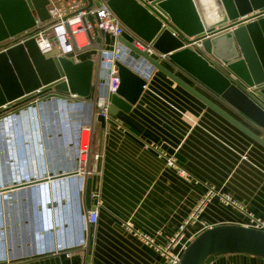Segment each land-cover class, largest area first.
Instances as JSON below:
<instances>
[{"label":"crops","instance_id":"1","mask_svg":"<svg viewBox=\"0 0 264 264\" xmlns=\"http://www.w3.org/2000/svg\"><path fill=\"white\" fill-rule=\"evenodd\" d=\"M106 43L108 51L118 49L116 39L109 34H106ZM119 45L121 59L128 60L129 51ZM92 57L86 52L78 55L79 61ZM162 63L264 135V131L169 59ZM136 69L147 79L137 103L127 111L119 109L117 114L110 115L105 126L99 122L95 128L91 173L87 178L91 179V207L87 206L85 194H81L79 202L77 196L72 197L70 187L64 186L62 204L56 201L46 204L45 208L37 201L40 189L34 192L32 183L25 181L39 179L45 185L60 180L61 174L74 169L73 162L68 160L70 156L64 153L59 125L53 126L58 124L57 112L52 110L57 107L54 99L39 104L47 92L30 100L37 102L36 106L28 108L30 101L23 105L25 108L19 113L20 128L13 118L12 122L4 118L18 112H12L14 105L0 117L5 119L0 122L4 124L0 131V167H4V170L0 168L4 171L2 175L0 172V182L12 183L0 191V263L171 264L158 248L168 245L210 190L232 197L242 209L214 195L186 226L187 237L194 239L204 229L218 224L245 225L248 213L264 219V145L146 61L139 59ZM92 97L91 94L87 99H80L88 104L83 118L89 123ZM49 102L53 107L50 110L47 109ZM64 111L62 104L60 115ZM18 128L21 133L15 140ZM24 151L28 164L27 160L20 159ZM169 158L174 159V165L169 164ZM179 169L187 174H181ZM19 179L23 182L19 183ZM48 191L51 189L47 187L43 191L45 198ZM60 205L68 208L71 205L73 215L64 208L61 209L67 214L60 212ZM48 206L52 208L51 215H47L48 223L51 218L60 223L63 217L68 221L63 222V229L58 225L41 231ZM83 207L96 208L99 214L98 221L87 232V245L56 253H37L47 244L60 242L64 238L62 230L65 232L68 228L70 232ZM135 230L148 235L153 244L147 243ZM66 234L68 237L69 233ZM180 248L177 244L171 251L176 253ZM211 264H264V258L228 254Z\"/></svg>","mask_w":264,"mask_h":264},{"label":"water","instance_id":"2","mask_svg":"<svg viewBox=\"0 0 264 264\" xmlns=\"http://www.w3.org/2000/svg\"><path fill=\"white\" fill-rule=\"evenodd\" d=\"M105 1L129 30L158 52L168 54L171 62L264 131V0ZM49 4L50 0H0V113L41 92H47L44 99L64 93L87 99L92 94L89 168L95 128L99 122L106 124L105 116L97 112L106 32L100 30L91 45L65 55H59L57 49L42 53L31 35L40 29L36 19H50ZM99 5V1L88 0V7ZM22 33L28 37L24 42L10 47L4 43ZM117 40L130 57L116 61L121 83L117 93L110 96L111 114L129 110L141 97L147 79L136 69V63L142 59L264 145V135L176 75L157 54L137 48L127 32ZM89 50H96L95 56L78 62L72 59ZM84 192L91 207L90 178ZM228 254L264 258V229L242 224L210 226L186 246L180 264H211Z\"/></svg>","mask_w":264,"mask_h":264},{"label":"built area","instance_id":"3","mask_svg":"<svg viewBox=\"0 0 264 264\" xmlns=\"http://www.w3.org/2000/svg\"><path fill=\"white\" fill-rule=\"evenodd\" d=\"M94 1H99L100 5L88 7V0H50L48 7L50 19L45 22H41L39 19H36V27L40 29L32 34L31 37L35 38L42 53H48L54 49H57L59 55H65L68 52H73L76 51V49H82L91 45L100 35V30H104L106 34H109L116 39V43H118V49L113 51H108L106 49L103 54V71L101 75L103 82L100 83L97 99V112L98 114L105 116V119L107 120L111 115L109 110L110 96L117 93L121 83L118 67L116 65V61L121 59L119 48L120 42L117 40L118 37L127 32L133 37V44L137 48L142 51H147L149 54H157L161 61L167 60L168 54L158 52L152 44L144 41L134 32L129 30L121 22V20L117 17L105 0ZM89 16H93V20H90ZM174 33L178 35L177 32ZM82 35L84 38L83 40H80V36ZM27 38L28 37L22 33L9 38L4 43L8 44V47H10L24 42ZM197 44L198 46L202 47L201 43ZM72 59L75 60V62L79 61L78 55H75ZM51 98L54 99L55 106L58 107L63 104L66 109L65 121L67 125L66 128H63L60 131V133L64 153L70 156L68 160L73 162L74 169L61 174L60 180L52 181V183L46 182L45 185L44 182L38 181L39 179L25 180L26 182L32 183L31 187H33L32 189H34V192L40 189L42 194L46 187L49 190L51 189V191H48V196L46 198L45 192H43V198L40 194V198L37 200L39 201V205L42 202L45 208L46 204L48 205L49 203L56 201H59L60 204H62V201L65 198L63 195L64 186H68V188L70 187L72 189V197L74 198L77 196L79 202H81L80 196L81 194H84L86 181L91 173L90 169L87 168L89 151L91 147V134L89 136V133H91V125L83 118L85 107L88 104H86L85 101L80 100L81 98L75 94H69L67 96H48L45 99H40L39 104H42L43 101L48 102L51 100ZM48 104H50V102ZM30 107L31 105L28 106V108ZM23 110L24 109H21L18 110L17 113L14 112L10 114L12 117L9 118L19 117V113L23 112ZM86 131L88 132V136L85 139L84 133ZM40 147H43L42 143L40 144ZM169 164L174 165V159L169 158ZM179 171L181 174H187L184 169H179ZM22 180L19 179V183H22ZM11 184H4L3 182H0V191L3 192V190L8 189L9 185ZM49 184L50 186L52 185V187H50ZM214 195H219L221 200H223L226 204H230L242 209L241 205L232 197L228 195H221L214 190H210L207 193L205 199L198 206L197 210L189 217V219H187L185 224L180 227L177 234L170 239L168 245L164 248H158V250L166 258H168L171 264H180L181 254L183 253L186 246L193 240V237H187L185 235V228L189 223L194 221L206 201L210 200V198H212ZM60 206V212L65 213L66 211L70 213V216L73 215L71 205L69 208L63 207L62 205ZM48 207V212L47 210H44L46 225L49 224L52 228L59 225L63 229L64 223H66L67 220H64L63 217L61 218V215L60 223L57 221H52V218L48 223L47 215L48 213L51 215L52 209L50 206ZM61 208H64L65 211H63ZM79 212L78 220L74 223V225H71L70 232L68 231V228L65 231L66 233H69L68 237L64 230H62V235L64 238H62L60 242L47 244L41 251H38L37 253H56L71 248L86 246L87 232L89 227L91 224H95L98 221L99 214L96 208L86 210L83 207L81 211L79 210ZM39 214L41 215V213ZM247 215L248 222L245 224L246 226L264 229L263 218L257 217L251 213H248ZM69 221L71 222V220ZM129 228H131L130 225ZM135 232L142 235L143 239L147 243L153 244V240L148 235L141 234L136 230ZM177 244L181 245L180 251L173 253L171 250ZM84 264L90 263L86 262Z\"/></svg>","mask_w":264,"mask_h":264},{"label":"rangeland","instance_id":"4","mask_svg":"<svg viewBox=\"0 0 264 264\" xmlns=\"http://www.w3.org/2000/svg\"><path fill=\"white\" fill-rule=\"evenodd\" d=\"M86 54H89V55H92V56H95V54H96V52H94V51H91V50H89V51H87L86 52ZM32 99V98H31ZM30 99V100H31ZM29 100V101H30ZM29 101H25L24 103H21V104H18L17 106L16 105H14L15 107H12L13 108V110H12V112L13 111H18V110H21V109H24L25 107L23 106V105H25V103H28ZM37 101V100H36ZM35 103H37V102H35ZM60 106H62V105H60ZM60 106H58V108L56 107V108H53L52 107V105L50 104V105H48V110H50V109H52V110H54V111H56L57 112V115H56V117H57V120H58V124H53V126L55 127L56 125H59V126H57L60 130H62L63 128H66V121H65V113H66V111H64V113L62 114V115H60ZM27 108V107H26ZM46 108V107H45ZM6 111H7V109H5L4 111H2L1 113H0V117L1 116H3L5 113H6ZM14 113V112H13ZM20 118L21 117H15V118H13V122L15 123V125L16 126H19V124L20 125H22L21 123H20ZM3 125L4 124H2V123H0V131H1V129L3 128ZM87 132V131H86ZM18 134H19V128L18 129H16L15 130V133H14V135H15V140L16 139H18ZM86 138H87V136H86ZM1 141V140H0ZM8 140H4L3 142L6 144V142H7ZM9 142H11V141H9ZM17 142V141H16ZM8 153H9V150H8ZM10 157V156H9ZM31 159V158H30ZM28 161V160H27ZM19 162H20V160H19ZM1 165V164H0ZM2 170H4V167H0ZM0 171L1 172V175L2 174H4V171ZM34 190V189H33Z\"/></svg>","mask_w":264,"mask_h":264},{"label":"clouds","instance_id":"5","mask_svg":"<svg viewBox=\"0 0 264 264\" xmlns=\"http://www.w3.org/2000/svg\"><path fill=\"white\" fill-rule=\"evenodd\" d=\"M19 128H20V126H19ZM19 133H21V130L19 129ZM28 156H27V153H26V151H24V155H23V157H22V154H20V159H21V161L23 160V161H26V160H28L29 158H27ZM22 161V162H23ZM27 163L26 164H28V161H26ZM69 191H70V193H72V189L71 188H69ZM42 203V202H41ZM43 204V203H42ZM41 212H43V209L41 210ZM44 218V217H43ZM46 228H52V227H50V225L48 224V225H46V223L44 222L43 224H42V228H41V231L42 230H45V231H48V230H46ZM40 229H38V231H39Z\"/></svg>","mask_w":264,"mask_h":264},{"label":"bare ground","instance_id":"6","mask_svg":"<svg viewBox=\"0 0 264 264\" xmlns=\"http://www.w3.org/2000/svg\"><path fill=\"white\" fill-rule=\"evenodd\" d=\"M83 38H84V36H83V35H82V36H80V40H82ZM31 106H35V104H33V105H31ZM26 109H27V108H26ZM9 117H12V116H11V115H9V116H7V117H4V118H5L6 120H7V119H10V122H12L11 118H9ZM4 118H3V119H4ZM3 119H0V122H1V120H2V122H3ZM5 119H4V120H5ZM2 124H3V123H2ZM3 127H4V125H3ZM1 130H3V129H1ZM84 136H85V139H86V136H88V132H85V133H84Z\"/></svg>","mask_w":264,"mask_h":264}]
</instances>
